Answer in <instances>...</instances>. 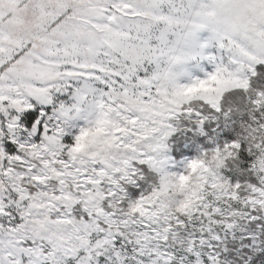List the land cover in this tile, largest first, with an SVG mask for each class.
<instances>
[{
  "label": "snow or ice",
  "instance_id": "snow-or-ice-1",
  "mask_svg": "<svg viewBox=\"0 0 264 264\" xmlns=\"http://www.w3.org/2000/svg\"><path fill=\"white\" fill-rule=\"evenodd\" d=\"M0 264H264V0H0Z\"/></svg>",
  "mask_w": 264,
  "mask_h": 264
}]
</instances>
